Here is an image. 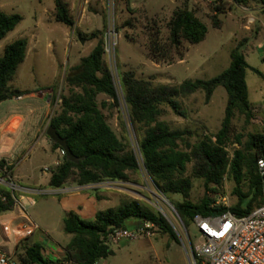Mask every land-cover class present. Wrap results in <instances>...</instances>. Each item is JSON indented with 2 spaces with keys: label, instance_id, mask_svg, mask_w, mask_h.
<instances>
[{
  "label": "rangeland",
  "instance_id": "rangeland-1",
  "mask_svg": "<svg viewBox=\"0 0 264 264\" xmlns=\"http://www.w3.org/2000/svg\"><path fill=\"white\" fill-rule=\"evenodd\" d=\"M53 1L0 0L1 12L18 14L22 18L1 43L7 45L20 37H28L31 41L29 48H33L17 67L8 84L13 89L23 91L53 89L51 104L54 106L40 128L43 140L34 144L29 161L34 165L35 182L26 179L22 183L27 186L39 183L43 186L48 173H43L40 168H52L55 158L62 159L60 150L52 149V142L45 132L51 117L59 113L60 98L68 96L69 87L65 78L77 71L80 59L87 56L97 41L101 40L104 47L103 59L112 73L119 104L114 106L106 97L98 96L97 107L115 135L137 156L139 167L137 171H128L124 181L103 180L96 184L78 186L72 178L64 186L67 190L62 191H90V194L86 193L88 196L93 193L103 201L100 203L101 210L117 207L127 200H136L162 216L177 238L175 242L167 234L156 232L150 238L140 236L133 240H121L117 245H109L113 255L100 264H191L192 249L198 234L193 224L185 225L175 206L180 203L196 205L208 195L214 200L213 205L232 208L237 204V198L233 194L234 183L225 175L218 185L206 188L204 180L194 176L195 162L191 161L183 174L191 183L188 197L184 199L178 194H165L160 189V183L151 179L141 164L138 145L142 130L130 121L122 101L120 77L130 71L137 79L172 86L185 80L208 81L228 68L230 54L237 48L238 53L257 73L251 69L245 72L249 109L245 113L239 110L233 112L230 141L225 146L230 160L235 150L243 148L250 134L264 135V44L260 27L253 24L245 28L244 19L250 12H259L264 5L260 0L248 1L246 4H235L231 0H63L68 4L74 22L68 28L55 22ZM179 8L192 11L206 25V36L198 44L183 42L181 61L175 58L171 65L155 64L148 58L149 38L165 42L168 37L167 24L173 12ZM92 34L96 38H92ZM177 100L185 118L177 116L169 107L164 106L158 119L172 130H186L188 134L185 138L190 146L219 131L227 103V93L222 86L213 90L209 100L205 99L203 91ZM236 138L240 139L241 145L234 143ZM180 148L185 149L184 144ZM38 188L43 193L34 197V205L29 207L25 201L23 203L30 221L39 229L33 234V240L30 237V240L19 245L17 253L22 254L24 245L31 246L33 241H37L45 250H51V245L62 248L59 260L63 261L64 250L71 236L63 231L65 215L58 204L59 197L48 193V189ZM247 188V182H242L241 189L244 193ZM257 203L258 199L252 205ZM5 216L0 213V221ZM0 245L9 252L14 249L13 240L5 243L1 234ZM42 255L51 261L56 259L47 252Z\"/></svg>",
  "mask_w": 264,
  "mask_h": 264
},
{
  "label": "trees",
  "instance_id": "trees-1",
  "mask_svg": "<svg viewBox=\"0 0 264 264\" xmlns=\"http://www.w3.org/2000/svg\"><path fill=\"white\" fill-rule=\"evenodd\" d=\"M231 1L246 4L252 0ZM260 2L264 5V0ZM53 4L55 22L71 28L74 22L68 4L63 0H54ZM21 20L18 14L0 11V40L12 32ZM167 28L168 37L165 42L149 38L148 58L155 64L171 65L175 58L181 61L182 43L198 44L207 33L206 25L185 8L173 12ZM92 38L96 36L92 34ZM27 44L26 38H20L3 48L0 56V102L18 94L7 84L23 62ZM103 57V42L99 40L90 53L80 59L77 71L65 78L69 87L68 96L60 98L59 113L51 117L49 125L66 140L77 162H71L62 156L60 164L51 172L48 183L51 189L64 187L72 178L78 186L96 184L103 180L124 181L128 171L138 170L137 156L115 135L97 107L98 96L106 97L114 106L119 104L112 73ZM230 59L228 68L208 81L185 80L172 86L137 79L130 71L120 77L122 101L130 121L142 130L138 145L141 164L146 174L160 183V189L165 194H178L184 199L188 197L191 183L183 174L191 161L195 162L194 176L203 179L206 188L218 185L225 175L234 183L233 194L237 198V204L232 208L213 205L214 200L208 195L196 205L177 204L175 210L186 226L192 224L194 216H219L226 211L243 216L262 204V183L257 171V160L264 158V135L250 134L243 148L235 150L230 160L225 152V146L230 141V121L234 110L245 113L249 109L244 78L246 70H253L237 48L231 52ZM217 86L225 89L227 103L221 128L214 136H205L190 146L186 142V130H172L165 122L159 121L164 106L169 107L177 116L185 118L177 99L203 91L205 99L209 100ZM234 143L241 145L239 138ZM183 144L185 149L180 148ZM52 149L60 150L54 143ZM244 181L248 184L246 193L241 189ZM0 193L7 197L5 203L0 202V213H4L11 206V199L5 188L0 187ZM85 193L90 194V191ZM90 196L100 201L93 193ZM257 199L258 203L253 206ZM130 221H137V224H129ZM144 221L152 223L156 232L167 234L172 241L177 242L171 226L162 216L136 200H127L117 207L97 211L93 219H83L74 212L65 214L63 231L71 239L64 250L63 261L45 259L39 243L24 245L23 253L18 254L19 245L27 239L16 245L15 259L19 264H98L113 255V251L105 243L111 228L133 229Z\"/></svg>",
  "mask_w": 264,
  "mask_h": 264
},
{
  "label": "built area",
  "instance_id": "built-area-1",
  "mask_svg": "<svg viewBox=\"0 0 264 264\" xmlns=\"http://www.w3.org/2000/svg\"><path fill=\"white\" fill-rule=\"evenodd\" d=\"M264 16V6L262 7ZM248 23H252L249 20ZM264 61V46L262 49ZM61 155L63 152L60 150ZM47 168L44 172H47ZM257 171L262 183V204L246 215L237 216L226 211L219 216H194L192 224L198 234L193 246L191 264H264V158L257 160ZM0 187L7 190L11 206L0 222V232L5 243L11 239L14 249L9 252L0 246V264H19L15 259L16 245L39 228L31 222L25 201L29 207L34 205V197L43 193L41 190L19 187L11 181L6 164L0 163ZM7 197L0 193V202L5 203ZM156 227L150 222H142L133 229L111 228L105 243L117 245L121 240H133L140 236L153 237Z\"/></svg>",
  "mask_w": 264,
  "mask_h": 264
},
{
  "label": "crops",
  "instance_id": "crops-1",
  "mask_svg": "<svg viewBox=\"0 0 264 264\" xmlns=\"http://www.w3.org/2000/svg\"><path fill=\"white\" fill-rule=\"evenodd\" d=\"M262 7L261 10L255 12V14L248 11L250 14L244 19L246 22L245 28H249V26L253 24H257V26L260 27L262 42L264 44V16L262 13ZM249 20H252V23H248ZM6 37L0 40V50L2 51L6 45L2 44L1 41ZM20 38H26L28 42L24 57L25 60L29 51H32L33 48H29V44H31L30 38ZM7 85L12 91L18 92V94L9 99L0 102V163L8 166L11 181L19 187L27 189L39 190L38 187L48 189V193L55 194L59 197L58 204L64 215L69 212H74L83 219H93L97 211H102L100 209V203L103 201L97 202L93 197L88 196L86 193H66V191H62L67 190V187L58 189H51L48 187L51 172L61 162L58 158L54 159L52 168H47L46 166L40 168L43 173H48V178L43 186L39 183H34L36 185L32 186H27L22 183L23 180L26 179L30 182H35L33 176L34 165L29 161L31 160V153L34 144H36L38 140H43L40 128L48 118L50 110L54 106L51 104L53 89L38 88L31 91H23L13 89L9 84ZM45 168H47V172H44ZM129 224L135 225L137 224V221H130ZM30 237L32 238L31 240H33V235ZM30 237L27 238V240H30ZM37 240L39 241V239ZM33 243L38 242L33 241ZM3 244L4 243H2V245ZM50 247H52L51 250L42 249V253L45 254V252H47V254L54 255L56 258L55 260H59L63 252L62 248L53 245Z\"/></svg>",
  "mask_w": 264,
  "mask_h": 264
},
{
  "label": "water",
  "instance_id": "water-1",
  "mask_svg": "<svg viewBox=\"0 0 264 264\" xmlns=\"http://www.w3.org/2000/svg\"><path fill=\"white\" fill-rule=\"evenodd\" d=\"M82 43V40H80ZM47 138L54 144H56L60 150L63 152L64 156L71 162L76 163L77 159L73 156L71 151L69 150L66 140L61 138L55 131L52 126H48L45 132Z\"/></svg>",
  "mask_w": 264,
  "mask_h": 264
}]
</instances>
